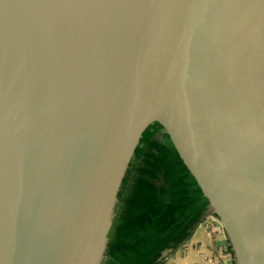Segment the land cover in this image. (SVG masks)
I'll return each mask as SVG.
<instances>
[{
  "label": "water",
  "instance_id": "obj_1",
  "mask_svg": "<svg viewBox=\"0 0 264 264\" xmlns=\"http://www.w3.org/2000/svg\"><path fill=\"white\" fill-rule=\"evenodd\" d=\"M155 122L264 264V0H0V264H100Z\"/></svg>",
  "mask_w": 264,
  "mask_h": 264
},
{
  "label": "trees",
  "instance_id": "obj_2",
  "mask_svg": "<svg viewBox=\"0 0 264 264\" xmlns=\"http://www.w3.org/2000/svg\"><path fill=\"white\" fill-rule=\"evenodd\" d=\"M208 215V200L155 122L142 134L116 194L101 264H163L164 252L181 247Z\"/></svg>",
  "mask_w": 264,
  "mask_h": 264
},
{
  "label": "crops",
  "instance_id": "obj_3",
  "mask_svg": "<svg viewBox=\"0 0 264 264\" xmlns=\"http://www.w3.org/2000/svg\"><path fill=\"white\" fill-rule=\"evenodd\" d=\"M221 238L222 233L214 221L206 217L181 247L164 252L163 264H232L234 259L229 246L213 243Z\"/></svg>",
  "mask_w": 264,
  "mask_h": 264
},
{
  "label": "flooded vegetation",
  "instance_id": "obj_4",
  "mask_svg": "<svg viewBox=\"0 0 264 264\" xmlns=\"http://www.w3.org/2000/svg\"><path fill=\"white\" fill-rule=\"evenodd\" d=\"M102 260V259H101ZM100 264H101V261H100Z\"/></svg>",
  "mask_w": 264,
  "mask_h": 264
}]
</instances>
